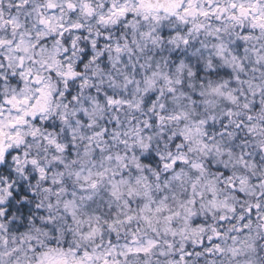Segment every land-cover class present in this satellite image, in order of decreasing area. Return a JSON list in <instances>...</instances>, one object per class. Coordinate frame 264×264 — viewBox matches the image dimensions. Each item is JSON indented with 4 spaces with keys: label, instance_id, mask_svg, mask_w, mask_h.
Returning a JSON list of instances; mask_svg holds the SVG:
<instances>
[{
    "label": "clouds",
    "instance_id": "clouds-1",
    "mask_svg": "<svg viewBox=\"0 0 264 264\" xmlns=\"http://www.w3.org/2000/svg\"><path fill=\"white\" fill-rule=\"evenodd\" d=\"M0 264H264V0H0Z\"/></svg>",
    "mask_w": 264,
    "mask_h": 264
}]
</instances>
